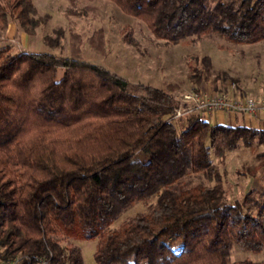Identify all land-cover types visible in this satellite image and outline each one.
Listing matches in <instances>:
<instances>
[{"label": "trees", "instance_id": "trees-1", "mask_svg": "<svg viewBox=\"0 0 264 264\" xmlns=\"http://www.w3.org/2000/svg\"><path fill=\"white\" fill-rule=\"evenodd\" d=\"M1 1L3 28L11 18L33 34L46 23L32 0ZM109 1L157 44L210 33L234 44L264 40V0ZM195 71L199 84L203 71ZM178 88L131 85L79 57L0 47V259L84 264L71 241L97 239V264H264L230 260L233 246L264 248V192L258 205L248 193L226 201L213 162L240 143L264 145V128L191 113L178 129ZM256 159L264 166V152ZM190 174L213 184L183 186ZM138 202L144 211L111 227Z\"/></svg>", "mask_w": 264, "mask_h": 264}, {"label": "rangeland", "instance_id": "rangeland-1", "mask_svg": "<svg viewBox=\"0 0 264 264\" xmlns=\"http://www.w3.org/2000/svg\"><path fill=\"white\" fill-rule=\"evenodd\" d=\"M32 1L40 16L48 15L46 23L40 25L35 33L29 34L15 20L8 18L6 28L0 26V47H10L12 53L46 52L59 57H79L124 77L131 85H152L164 90L169 83L178 86L171 94L181 108L188 110L183 117L197 113L213 122L218 121L217 112L202 113L184 102L183 95L195 91L194 88L201 94L211 96L257 97L264 94V40L254 44H234L218 34L210 33L198 42L185 39L174 45L157 44L152 42L142 21L124 14L109 0H77L72 6L71 0ZM59 32H62L61 38ZM128 32L137 40V46L128 44L127 40L131 37ZM45 36L50 38L53 46L44 42ZM205 57L211 60L208 70L203 61ZM195 69L203 71L199 84H195L191 78L197 73ZM63 71V68L58 69L57 78L61 77ZM183 117L176 121L178 129L184 123ZM246 119V116L238 115L235 122L246 125ZM247 126L252 127L251 124ZM257 152H264V145L245 147L240 143L224 159L213 157L221 175L222 194L226 201H241L248 193L252 202L258 205L263 198L264 166H258ZM183 181L182 185L186 187L198 182L208 186L213 184L194 174L186 176ZM144 210L143 203L134 204L111 227L120 226ZM71 242L80 248L84 264H97L94 259L97 239ZM230 260L263 261L264 248L259 253H252L233 246Z\"/></svg>", "mask_w": 264, "mask_h": 264}, {"label": "built area", "instance_id": "built-area-1", "mask_svg": "<svg viewBox=\"0 0 264 264\" xmlns=\"http://www.w3.org/2000/svg\"><path fill=\"white\" fill-rule=\"evenodd\" d=\"M182 99L193 105V108L202 113L224 112L237 114L239 116H248L251 118H259L264 116V94L252 96H225V95H206L198 91H191L184 94ZM188 110L181 108L180 105L176 109L173 118L183 117ZM0 264H19V258H13L8 261H1Z\"/></svg>", "mask_w": 264, "mask_h": 264}, {"label": "crops", "instance_id": "crops-1", "mask_svg": "<svg viewBox=\"0 0 264 264\" xmlns=\"http://www.w3.org/2000/svg\"><path fill=\"white\" fill-rule=\"evenodd\" d=\"M217 113H218V115L216 116V118L218 120L217 122H215V121L213 122L210 119L209 120L207 119V120L212 124L225 123V121H227L226 124H231V125L236 124L235 117H238L237 114H232V113H226L225 114L224 112H217ZM246 118H248V119H246L247 120L246 125L251 124L252 127H263L264 126V116H261L259 118H252V119L250 117L246 116ZM237 125H239V124H237Z\"/></svg>", "mask_w": 264, "mask_h": 264}]
</instances>
